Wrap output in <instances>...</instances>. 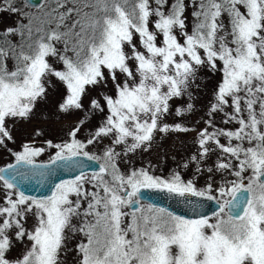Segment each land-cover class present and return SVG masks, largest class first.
I'll list each match as a JSON object with an SVG mask.
<instances>
[{
  "label": "snow or ice",
  "instance_id": "6c2138e0",
  "mask_svg": "<svg viewBox=\"0 0 264 264\" xmlns=\"http://www.w3.org/2000/svg\"><path fill=\"white\" fill-rule=\"evenodd\" d=\"M0 159V264H264V0H0Z\"/></svg>",
  "mask_w": 264,
  "mask_h": 264
},
{
  "label": "water",
  "instance_id": "95a60500",
  "mask_svg": "<svg viewBox=\"0 0 264 264\" xmlns=\"http://www.w3.org/2000/svg\"><path fill=\"white\" fill-rule=\"evenodd\" d=\"M35 3H39L40 0H34ZM65 178H67V174H65ZM32 194H35V195H41V194H44V193H32ZM153 195H157V194H153ZM159 195H163V194H159ZM210 205V210H211V207H215L214 203L212 202H208ZM172 206L170 207V210H175V201L174 200H169L166 196L164 197V203L161 205V206H165V207H169V206ZM179 207H181L184 211H188L189 212V215H192V212L187 209L186 207H184L183 205H180Z\"/></svg>",
  "mask_w": 264,
  "mask_h": 264
},
{
  "label": "rangeland",
  "instance_id": "374dc122",
  "mask_svg": "<svg viewBox=\"0 0 264 264\" xmlns=\"http://www.w3.org/2000/svg\"><path fill=\"white\" fill-rule=\"evenodd\" d=\"M187 139L190 141V139H191V134H188ZM6 162H7L6 159H0V166H2V165H3L4 163H6Z\"/></svg>",
  "mask_w": 264,
  "mask_h": 264
}]
</instances>
